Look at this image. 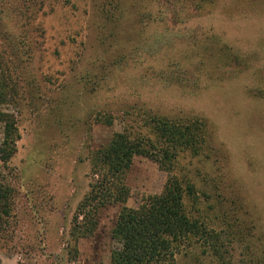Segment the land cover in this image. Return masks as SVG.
I'll return each mask as SVG.
<instances>
[{
	"label": "rangeland",
	"instance_id": "374dc122",
	"mask_svg": "<svg viewBox=\"0 0 264 264\" xmlns=\"http://www.w3.org/2000/svg\"><path fill=\"white\" fill-rule=\"evenodd\" d=\"M3 90L19 140L0 163V264H111L122 206L84 239L74 216L93 154L116 134L146 139L154 117L203 126L173 175L196 186L187 213L219 249L193 238L173 264H264V0H0ZM170 177L156 153L135 157L126 207Z\"/></svg>",
	"mask_w": 264,
	"mask_h": 264
},
{
	"label": "trees",
	"instance_id": "16d2710c",
	"mask_svg": "<svg viewBox=\"0 0 264 264\" xmlns=\"http://www.w3.org/2000/svg\"><path fill=\"white\" fill-rule=\"evenodd\" d=\"M6 90L0 93V105L5 102ZM4 124V147L0 149V163L7 166L16 153L19 133L15 120L0 112ZM150 136L134 138L131 134H116L107 147L93 154L90 192L79 205L74 216V234L77 239L92 235L104 209L122 206L115 239L121 249L114 252L111 264H173L177 249L184 243L199 238L218 253L216 233L203 230L187 213L185 201L196 205L200 198L193 183L173 175L180 153L199 152L204 133L200 120L184 123L154 117L150 121ZM155 141V145L154 142ZM159 158L160 167L169 173L162 194L149 196L138 209L126 207L130 189L126 174L137 156ZM3 168V167H2ZM10 193L0 182V220L9 215Z\"/></svg>",
	"mask_w": 264,
	"mask_h": 264
}]
</instances>
